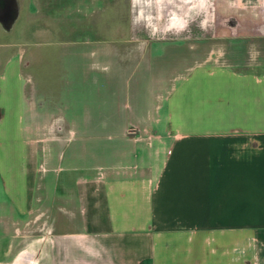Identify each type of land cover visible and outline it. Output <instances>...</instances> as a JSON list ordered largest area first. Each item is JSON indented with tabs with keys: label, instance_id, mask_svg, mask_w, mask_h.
I'll return each mask as SVG.
<instances>
[{
	"label": "crops",
	"instance_id": "1",
	"mask_svg": "<svg viewBox=\"0 0 264 264\" xmlns=\"http://www.w3.org/2000/svg\"><path fill=\"white\" fill-rule=\"evenodd\" d=\"M235 1L0 0V254L30 232L46 264H264V50L152 66L183 41L259 38L264 0ZM56 21L124 39L55 38ZM104 132L109 153L89 148Z\"/></svg>",
	"mask_w": 264,
	"mask_h": 264
},
{
	"label": "rangeland",
	"instance_id": "2",
	"mask_svg": "<svg viewBox=\"0 0 264 264\" xmlns=\"http://www.w3.org/2000/svg\"><path fill=\"white\" fill-rule=\"evenodd\" d=\"M114 0H112L113 2ZM117 3V2H116ZM229 4H230V10H234V9H238V7H241V3L237 2L235 0H229ZM111 6H108L109 8H104L105 11H107L106 13H104L103 18H106L105 16H109V12L110 10L113 11V17H115L116 15V9L119 10V7L121 9V5L118 4V7L115 6V8ZM112 9H111V8ZM122 10V9H121ZM109 11V12H108ZM52 14L53 16L56 18H61L62 16H65L63 14V11H61L60 6H56L54 8H52ZM117 17L119 16L116 15ZM63 25L61 22H53L52 24V31L53 33H55V28L57 27L58 30H56L57 35H52V37L55 38H73L75 36H81V37H85L88 38V40H105L107 38H113L114 40H118V42L114 45H117L119 47H121V41L124 39L123 34L119 33V34H114V35H105V32H98L96 33L94 30H90L87 29L86 31H74V32H70L69 30H66L65 28H63ZM58 32V33H57ZM231 34V37L227 36L224 39H219L216 38L214 41H209V42H196V41H183L182 44L180 45H176V46H170L164 50H166L164 53L165 55L162 56L161 58H159L160 60H157V62L152 63V66H159V67H167L169 66L170 62L173 59H176L174 62V68L176 70H182L185 68V66L187 64H189L191 61H193L195 58L202 56L203 54H205L204 52H206L207 48H211L214 47V54L212 55V58H214V60L222 62L224 61L225 57H226V53L225 50L227 52V56L230 57V55H232L231 57H235L236 60L238 62L243 61L246 57H250V60H252V62H254L255 60L257 61L258 58V52L257 50H264V33L261 34V36L259 38H255V39H244L243 33L242 31H240L237 28H234L232 30H230L229 32ZM27 39L28 37H23V39ZM252 43V45H251ZM169 49V50H168ZM168 50V51H167ZM227 57V58H228ZM94 60V59H92ZM213 59H209V61H212ZM164 61V62H163ZM95 65L96 68L99 67L100 63H93ZM103 65V64H102ZM119 71H127V75H129V73H132V77H134V75L137 74V72H139V69L141 67H136L134 69H132L131 67H127L128 65L126 64H119ZM134 70V71H132ZM168 69H166V71H168ZM132 77L130 78V81L128 85H131V81L133 80ZM132 79V80H131ZM122 87H125V81L122 80L120 81V85ZM124 91V90H123ZM129 91V90H128ZM131 92V91H130ZM119 101L121 103L124 104H131L132 103V96L131 94H125V93H121L119 95ZM88 106H94V105H88ZM115 107L117 106L119 112L121 115H123L124 117H128L129 115H131L132 110L134 109L135 105H114ZM156 105H149V107H151L152 109L155 108ZM38 107L41 109L42 107L45 109H41V113H45L46 110L49 111V114L51 113V116H57L58 115V107L57 105H38ZM162 112V111H161ZM90 130V128L88 129ZM93 132V131H92ZM91 136H94V133H89ZM112 134L104 132L103 134L98 133L97 137H101V138H97L100 139L102 141L97 142V145H95V143L93 141L88 140V146L89 148H93L97 147V148H101V150L103 151V153H109L110 149H111V141L108 140V138H111ZM96 142V141H95ZM87 163L90 164L91 161H93V159H87ZM105 160V159H104ZM64 166V165H62ZM27 225V224H26ZM28 228L30 229V227L28 226ZM41 234V231L40 233ZM37 233L33 234V237H31L30 232L28 234H26V236H24L23 238H17V241L21 242V247L24 246L25 248L23 249V252H19L20 254L16 255L15 259L12 261L8 259V263L9 262H13L12 264H46V260H45V253H38L37 249H38V242H36L37 240ZM16 240V239H15ZM34 241L33 243L31 241ZM19 246V247H20ZM31 249L34 250V252L31 251ZM10 258V257H9ZM31 260V261H30ZM7 261V260H5ZM5 261H0L1 264H4ZM10 264V263H9Z\"/></svg>",
	"mask_w": 264,
	"mask_h": 264
},
{
	"label": "flooded vegetation",
	"instance_id": "3",
	"mask_svg": "<svg viewBox=\"0 0 264 264\" xmlns=\"http://www.w3.org/2000/svg\"><path fill=\"white\" fill-rule=\"evenodd\" d=\"M31 237H33V235H31ZM31 242H33V240ZM24 248H25L24 246H22V247L20 246V247H17V248H13V250L11 252H9V253H1L0 254V261L7 260V261L4 262V264H9V263L12 264L13 262H9L8 263V259L9 260L12 259V261H13L15 259L16 255L20 254L19 252H23L24 251L23 250Z\"/></svg>",
	"mask_w": 264,
	"mask_h": 264
},
{
	"label": "built area",
	"instance_id": "4",
	"mask_svg": "<svg viewBox=\"0 0 264 264\" xmlns=\"http://www.w3.org/2000/svg\"><path fill=\"white\" fill-rule=\"evenodd\" d=\"M129 133L134 135V134H136V131L134 129H131V130H129Z\"/></svg>",
	"mask_w": 264,
	"mask_h": 264
}]
</instances>
